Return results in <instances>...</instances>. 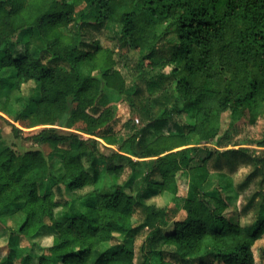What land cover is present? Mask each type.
<instances>
[{
	"label": "trees",
	"instance_id": "obj_1",
	"mask_svg": "<svg viewBox=\"0 0 264 264\" xmlns=\"http://www.w3.org/2000/svg\"><path fill=\"white\" fill-rule=\"evenodd\" d=\"M0 97V264H264V0H0Z\"/></svg>",
	"mask_w": 264,
	"mask_h": 264
},
{
	"label": "rangeland",
	"instance_id": "obj_2",
	"mask_svg": "<svg viewBox=\"0 0 264 264\" xmlns=\"http://www.w3.org/2000/svg\"><path fill=\"white\" fill-rule=\"evenodd\" d=\"M99 41L101 42V44L103 46H107V47H111L114 45L113 41L109 40V37L107 35V32H101V34H97ZM38 42V41H36ZM130 63H133L136 60V55L135 54H130ZM119 69L121 70L122 75L125 77L126 82L129 84L130 81V76L128 75V71H126V69L123 66H119ZM82 70L84 73H92L94 74L96 77H98V79L101 80L102 85L104 84L101 77L99 75L96 74L95 71L91 70V65L88 63H84L82 65ZM3 100V97H0V106H1V102ZM120 100H118L117 102H119ZM16 107V106H13ZM126 110V107L124 105V102H119V113L120 114H124ZM154 112H157L158 110V106L155 105L153 108ZM2 115L3 118H5L9 123L14 124L15 126H17L18 128H20L22 130V137H14V135L11 132V126L3 119L0 118V128L2 131V136H3V144L6 146H10L12 147L15 151L17 152H23L25 150L28 149H34V148H38L41 149L46 155H48L49 157V161L50 164L54 165L57 161L60 160V156L58 155H51L49 154V147L45 144H36L33 143L31 140V135L36 133L40 128L45 127L47 125H42V126H35V127H26V122H15L12 121V119H10L9 117H7L5 114L0 113ZM135 123H137V125H142V121L138 116H135ZM82 126L81 123L76 124L74 127L72 128H66L64 126H60V125H56L57 128L65 130V131H77V129H79ZM259 121L257 123V126H251L248 123H244L241 125V133L239 134L241 137L243 136H251V135H256L258 133L259 130ZM155 130V129H153ZM159 131H161L162 129H158ZM156 131V130H155ZM239 137V136H236ZM228 147H231L230 145H228ZM104 150V149H102ZM198 155H200V157H204L206 155V152L204 151H199ZM245 169H241L240 170V174L237 175V178L244 173ZM90 187H85L83 190L77 191V194H83L87 191H89ZM170 196L168 194H164L163 196H157L154 197L152 200L154 202H156L159 205H164L167 204L169 202ZM19 206L15 205L13 206L12 209H14V214L12 216H8L5 218H2V222H0V248L2 251V254L5 253V251L8 249L9 246H16V248L18 249V251L21 253H25L26 249L30 247V244L21 236H18L17 233H14L13 230L17 227V225L20 223L21 219H22V214L20 213ZM56 213L58 216H60V210L57 209ZM17 237V238H16ZM40 245L42 246H46L50 244V241H45V240H38ZM141 239L136 240L135 242V246L137 247L140 243ZM37 243V242H35ZM256 250L258 249V247H264V236L259 239L256 242ZM35 248H38V245L35 244L34 246ZM101 249H106L108 248V244L107 243H102L100 245ZM256 250H255V256L256 255ZM20 256V255H19ZM18 256V257H19ZM16 257V260H19V258ZM137 259H135L136 261ZM136 263V262H135ZM137 264V263H136Z\"/></svg>",
	"mask_w": 264,
	"mask_h": 264
}]
</instances>
